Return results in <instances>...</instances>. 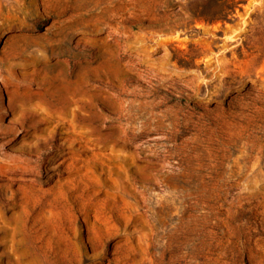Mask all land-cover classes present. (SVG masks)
Wrapping results in <instances>:
<instances>
[{"label":"rangeland","instance_id":"374dc122","mask_svg":"<svg viewBox=\"0 0 264 264\" xmlns=\"http://www.w3.org/2000/svg\"><path fill=\"white\" fill-rule=\"evenodd\" d=\"M0 264H264V0H0Z\"/></svg>","mask_w":264,"mask_h":264},{"label":"bare ground","instance_id":"6f19581e","mask_svg":"<svg viewBox=\"0 0 264 264\" xmlns=\"http://www.w3.org/2000/svg\"><path fill=\"white\" fill-rule=\"evenodd\" d=\"M53 100H55V98H53Z\"/></svg>","mask_w":264,"mask_h":264}]
</instances>
